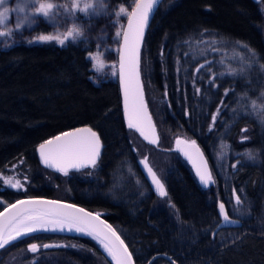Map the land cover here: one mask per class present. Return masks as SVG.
<instances>
[{
    "label": "trees",
    "instance_id": "obj_1",
    "mask_svg": "<svg viewBox=\"0 0 264 264\" xmlns=\"http://www.w3.org/2000/svg\"><path fill=\"white\" fill-rule=\"evenodd\" d=\"M145 30L140 73L156 144L125 125L116 78L92 80L81 42L0 50V201L49 195L97 209L135 264H264V0H161ZM83 124L100 137L97 166L67 176L40 167L35 145ZM176 138L197 142L214 184L196 180ZM140 156L166 198L152 195ZM8 177L24 188L3 184ZM219 201L241 225L211 234ZM34 235L73 246L55 249L51 264H111L80 234L18 240Z\"/></svg>",
    "mask_w": 264,
    "mask_h": 264
},
{
    "label": "snow or ice",
    "instance_id": "obj_2",
    "mask_svg": "<svg viewBox=\"0 0 264 264\" xmlns=\"http://www.w3.org/2000/svg\"><path fill=\"white\" fill-rule=\"evenodd\" d=\"M156 3L157 0H135L134 7L126 13L127 27L116 33L122 38V43L117 49L119 54L118 76L123 89L127 124L129 128L139 131L140 135L152 144H156L157 139L153 138L155 126L144 99L140 58L145 29ZM125 11L123 8L120 9L121 13ZM69 38L76 39L73 33L68 32L64 36L42 34L38 37V41H56L59 45L65 46ZM94 59L99 63L98 57H94ZM206 67L207 65H200L195 71L199 73ZM113 75H117L115 67L113 68ZM209 84H212L211 80ZM215 120L216 117L213 116V121L215 122ZM175 143L178 152L182 153L191 163L201 186L207 188L210 184H214L211 170L197 142L177 138ZM101 149L102 144L99 135L92 128L84 127L61 132L59 135L45 140L39 145L38 151L45 166L67 176L71 169L95 168L101 155ZM141 163L151 177L155 191L161 197L167 196L165 185L148 165L147 158ZM232 168L235 169L236 165H232ZM3 184L16 190L24 188L19 179L13 181L12 178H5ZM234 191L235 189H233ZM239 199L237 196V202ZM0 206H3L2 201H0ZM218 211L223 216L225 223H234V221H229L223 202L219 203ZM38 231H75L89 235L103 246L115 264H134L132 252L129 251L128 246L121 239L116 229L101 219L100 213L89 212L76 204L61 200L42 198L17 200L15 203L7 204L3 211H0V247ZM60 246L63 245H44L43 247ZM29 250L33 253L38 252V245L31 244Z\"/></svg>",
    "mask_w": 264,
    "mask_h": 264
},
{
    "label": "clouds",
    "instance_id": "obj_3",
    "mask_svg": "<svg viewBox=\"0 0 264 264\" xmlns=\"http://www.w3.org/2000/svg\"><path fill=\"white\" fill-rule=\"evenodd\" d=\"M109 5L110 0H0V50L17 46L21 39L26 42L27 34L33 32L41 19L49 24L52 35L73 33L76 39H69L74 44L98 37L104 26L97 28L96 33L91 28L95 19L112 11ZM79 15L85 19L80 20ZM93 69L98 71L99 64L94 63ZM245 156L255 160L258 153L248 150Z\"/></svg>",
    "mask_w": 264,
    "mask_h": 264
},
{
    "label": "rangeland",
    "instance_id": "obj_4",
    "mask_svg": "<svg viewBox=\"0 0 264 264\" xmlns=\"http://www.w3.org/2000/svg\"><path fill=\"white\" fill-rule=\"evenodd\" d=\"M132 5H135V0H110L109 7L112 9V11L106 16H102L99 19H95V26L91 28V32L96 33L97 28L103 25L104 27L102 29V33L98 37H94L92 39L85 38L83 41H81V44H83L85 48L87 57L89 58L88 60L91 64L90 75L92 77V80L95 81V83H98L100 80H109L117 77V75H113V68L115 67V70L117 68V49L120 44V37L117 36L116 33L121 31L122 26H124L125 19L127 16L126 13L130 12V8L132 7ZM121 8L125 9L126 11L121 13ZM78 18L80 20L85 19L82 15H79ZM49 28V24L46 23L43 19H41L40 22L33 29V32L27 34L29 36L28 41H38V37L44 33L52 35V33L49 31ZM21 41L24 40L21 39ZM52 42L58 44V42L56 41ZM66 42H71V40L69 39ZM94 57L99 58L98 71H94L93 69V64L97 63ZM142 139L144 140V138ZM145 141L147 143H150L148 140ZM53 245H60V243H55ZM7 264H10V261H8Z\"/></svg>",
    "mask_w": 264,
    "mask_h": 264
},
{
    "label": "water",
    "instance_id": "obj_5",
    "mask_svg": "<svg viewBox=\"0 0 264 264\" xmlns=\"http://www.w3.org/2000/svg\"><path fill=\"white\" fill-rule=\"evenodd\" d=\"M160 1L161 0H157V3L154 5V9H153V12H152V14L156 11V8H157V6H158V3H160ZM252 1H254V2H257V1H259V0H252ZM132 7H134V5H132ZM132 7L130 8V11H131V9H132ZM152 14L150 15V18H151V16H152ZM149 22H150V19H149ZM149 24V23H148ZM127 27V16H126V19H125V24H124V26H122V28H126ZM146 31V30H145ZM119 42H120V44L122 43V38L120 37L119 38ZM120 44H119V46H120ZM119 48V47H118ZM118 52V51H117ZM117 60V68H116V72H117V77H116V83L118 84V87H119V89H118V92H119V94H120V104H121V110H120V112H121V115L123 116V121H124V123H125V125H127L128 126V124H127V120H126V117H125V112H124V98H123V89H122V86H121V83H120V80H119V76H118V71H119V54H118V58L116 59ZM145 98V97H144ZM147 105V104H146ZM154 124V123H153ZM155 126V125H154ZM84 127H88L87 125H85V124H83V125H80V126H78V127H76V126H74V127H72V128H70L69 130H64V131H61V132H65V131H71V130H74V129H77V128H84ZM89 128H92V127H89ZM92 130L93 131H95L96 132V130L95 129H93L92 128ZM139 135H140V133H139V131H137L136 129H134ZM60 132V133H61ZM60 133H58V134H53V135H51L49 138H47V139H51L52 137H54V136H56V135H59ZM97 133V132H96ZM140 137H142V138H144L143 136H141L140 135ZM155 137V136H154ZM153 137V138H154ZM46 138L44 139V140H42V141H40L39 142V144L38 145H35V147H34V150H35V152H36V160H38V163H39V165H40V167H43V168H45V169H47L48 171H55V172H58L57 170H55V169H53V168H49V167H47V166H45L43 163H42V161H41V159H40V156H39V151H38V148H39V145L41 144V143H43L45 140H47ZM177 139V138H176ZM176 139H175V141H176ZM181 139V138H180ZM145 140V139H144ZM175 141H174V148H175V150L176 151H178L177 150V148H176V143H175ZM198 145V144H197ZM198 147H199V145H198ZM103 148V147H102ZM201 150V149H200ZM101 152H102V149H101ZM203 153V152H202ZM182 154V153H181ZM204 155V154H203ZM182 157H184L183 155H182ZM185 158V157H184ZM204 158H205V156H204ZM100 159V158H99ZM145 159V157L144 158H141V157H138L137 158V160H135L136 161V164H137V166H138V168H139V172H140V174H141V176L144 178V182L147 184V186H149L150 187V189L152 190V193H154L155 195L157 194V195H159L156 191H155V187H154V185H153V183H152V181H151V177L148 175V173H147V170L143 167V165H142V163H141V161H143ZM185 161H187V159L185 158ZM188 162V161H187ZM190 165H191V163L190 162H188ZM207 164H208V162H207ZM149 165V164H148ZM150 166V165H149ZM151 167V166H150ZM209 167V166H208ZM88 168H91V167H88ZM152 168V167H151ZM72 170H76V169H71V170H69V172L70 171H72ZM79 170H82V169H79ZM191 170H192V172H193V174L195 175V170H194V168L192 167V165H191ZM59 173V172H58ZM60 174H62V173H60ZM157 177L159 178V176L157 175ZM195 177H196V175H195ZM197 178V177H196ZM160 179V178H159ZM161 180V179H160ZM196 180H198V178L196 179ZM28 198H42V199H48V200H59V198H55V197H53V198H51V197H49V195L47 196V195H42V196H38V195H32V196H30V197H28V196H21V198H16V199H13L9 204H11V203H15L17 200H22V199H28ZM61 201H63V202H66V203H72V204H76L78 207H82V206H80V204H78V203H76V202H72V201H70V200H65V199H63V200H61ZM219 203H221V201H219L218 203H217V209H216V214H218V217H219V220H218V222H217V225L215 226V228L211 231V234H213L216 230H219L220 228H222V227H227V228H231V227H239L240 225H241V223H239L238 221H237V219H235V218H233V217H229V221H234V223H225L224 222V220H223V216L219 213V211H218V205H219ZM8 204V203H7ZM7 204L6 205H4L3 207H1V209H0V211H3V208L5 207V206H7ZM82 208H84L86 211H89V212H93V213H100L101 214V219H103V220H105V221H107L109 224H111L112 225V222L109 220V219H107L106 217L104 218L103 216H102V212L101 211H99V210H97V209H95V210H90L89 208H87V207H82ZM38 232H40V233H44V232H50V231H38ZM36 233V232H35ZM52 234H54V233H61V232H59V231H54V232H51ZM118 233V232H117ZM62 235H65V234H71V235H75V234H80V233H77V232H65V233H61ZM119 234V233H118ZM30 235H33V233L32 234H30ZM80 235H82V237H87V238H89V239H91L95 244H97L96 245V247L100 250V251H102V253L104 254V257H105V259L107 260V261H110V263L111 264H115V262L111 259V257L107 254V252L105 251V249L103 248V246L97 241V240H95L93 237H91V236H89V235H86V234H80ZM19 239H22V238H19ZM122 239V238H121ZM18 240V239H17ZM16 241V240H15ZM11 243H13V241L12 242H10L9 244H11ZM6 246V245H5ZM4 247V246H3ZM3 247H0V250L3 248ZM130 251V250H129ZM154 256L155 257H157L158 255H155L154 254ZM162 257H164V258H166V259H169L165 254H162ZM134 261V260H133ZM134 264H135V262H134Z\"/></svg>",
    "mask_w": 264,
    "mask_h": 264
},
{
    "label": "flooded vegetation",
    "instance_id": "obj_6",
    "mask_svg": "<svg viewBox=\"0 0 264 264\" xmlns=\"http://www.w3.org/2000/svg\"><path fill=\"white\" fill-rule=\"evenodd\" d=\"M138 158V157H137ZM92 169V168H89ZM82 171V170H80ZM71 172V171H70ZM153 196H159L160 195H155L152 193ZM161 198H166L161 197ZM63 242V244L61 243ZM55 243H60L63 246L60 247H49V248H44V245H53ZM65 241L61 239H57L56 237L52 238H42L40 236L34 235V237H27L24 238L23 240L19 241H14L11 245L12 247H7L5 250H3L2 253H0V264H7L8 261H10V264H51L49 262L53 257H54V252L55 249H64L65 248H71L73 247L71 244H64ZM31 244H37L38 245V252L33 253L29 250V246ZM6 247V246H4ZM3 247V248H4ZM2 248V249H3ZM164 258V257H163ZM11 259V260H10ZM168 260V259H167Z\"/></svg>",
    "mask_w": 264,
    "mask_h": 264
},
{
    "label": "bare ground",
    "instance_id": "obj_7",
    "mask_svg": "<svg viewBox=\"0 0 264 264\" xmlns=\"http://www.w3.org/2000/svg\"><path fill=\"white\" fill-rule=\"evenodd\" d=\"M50 232H54V231H50ZM61 232V231H59ZM65 232H69V231H62L61 233H65ZM72 233L75 232V231H71Z\"/></svg>",
    "mask_w": 264,
    "mask_h": 264
}]
</instances>
